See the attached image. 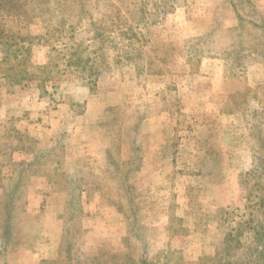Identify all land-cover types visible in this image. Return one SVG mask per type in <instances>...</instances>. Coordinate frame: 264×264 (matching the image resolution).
<instances>
[{"label": "rangeland", "instance_id": "1", "mask_svg": "<svg viewBox=\"0 0 264 264\" xmlns=\"http://www.w3.org/2000/svg\"><path fill=\"white\" fill-rule=\"evenodd\" d=\"M1 31L0 264L264 246V0H0Z\"/></svg>", "mask_w": 264, "mask_h": 264}, {"label": "trees", "instance_id": "2", "mask_svg": "<svg viewBox=\"0 0 264 264\" xmlns=\"http://www.w3.org/2000/svg\"><path fill=\"white\" fill-rule=\"evenodd\" d=\"M15 39V40H14ZM7 40V41H6ZM11 41L12 44H11ZM18 38H14V36L12 35H7L6 33H4L3 31L0 32V45L3 47H7L5 49L6 50H11V47H13V45H16L18 47V49L22 50L24 47L23 45H19L17 42ZM20 42H25L26 40H24L23 38L19 39ZM14 43V44H13ZM257 235V238H259V236H261L262 238H264V234H254V236ZM253 237V236H252ZM264 245V244H263ZM243 246V244L241 242H238L236 245H231L225 248L226 252H230L232 251L234 254L225 258L222 256H218L217 259H215L213 264H264V246L263 247H252L251 245L245 247V251L243 255H239L237 248Z\"/></svg>", "mask_w": 264, "mask_h": 264}]
</instances>
